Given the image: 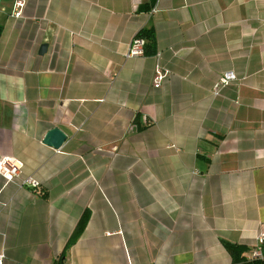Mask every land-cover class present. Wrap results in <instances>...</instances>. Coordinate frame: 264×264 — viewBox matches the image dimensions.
<instances>
[{
	"label": "crops",
	"instance_id": "obj_1",
	"mask_svg": "<svg viewBox=\"0 0 264 264\" xmlns=\"http://www.w3.org/2000/svg\"><path fill=\"white\" fill-rule=\"evenodd\" d=\"M13 1L0 0V157L38 186L0 177L1 264H231L225 243L246 260L264 223V0H24L19 19ZM140 30L153 54L126 58ZM51 128L57 150L41 142ZM131 147L151 164L110 180Z\"/></svg>",
	"mask_w": 264,
	"mask_h": 264
},
{
	"label": "built area",
	"instance_id": "obj_2",
	"mask_svg": "<svg viewBox=\"0 0 264 264\" xmlns=\"http://www.w3.org/2000/svg\"><path fill=\"white\" fill-rule=\"evenodd\" d=\"M24 7V0H14L10 9V17L13 19H19L21 17V10ZM154 8L151 9L153 13ZM145 40L138 38L135 35L132 37L128 44L126 58L142 57L144 51ZM158 56V55H157ZM165 78V72L157 63V60L153 67V76L151 79V87L153 89H158L161 86ZM235 75L232 71H226L222 73L217 79L216 84L213 88V96H217V90L221 87L228 85L229 83L235 81ZM21 176V165L20 163L10 156L0 157V177L6 182L17 181L19 188L28 187L35 189L38 185L31 177H20ZM264 247V223L258 225V233L255 237L254 243L246 256V260L251 261L255 259H262V248ZM3 258L2 252H0V264Z\"/></svg>",
	"mask_w": 264,
	"mask_h": 264
},
{
	"label": "trees",
	"instance_id": "obj_3",
	"mask_svg": "<svg viewBox=\"0 0 264 264\" xmlns=\"http://www.w3.org/2000/svg\"><path fill=\"white\" fill-rule=\"evenodd\" d=\"M2 32V28L0 26V35ZM138 38H142L145 40L144 45V51L143 55H150L153 54V37L152 32L150 30H140L135 35ZM89 218V211L87 209H84L81 213L74 229L72 230L70 236L68 237L62 252L60 253L59 259L56 263H59L61 259L66 255L67 250L76 242V240L80 237L82 231L84 230V227L88 221ZM223 248L227 252V254L230 257L231 264H264V258L262 259H255L251 261H246L242 257V251L243 249L239 246L225 243L223 244Z\"/></svg>",
	"mask_w": 264,
	"mask_h": 264
},
{
	"label": "rangeland",
	"instance_id": "obj_4",
	"mask_svg": "<svg viewBox=\"0 0 264 264\" xmlns=\"http://www.w3.org/2000/svg\"><path fill=\"white\" fill-rule=\"evenodd\" d=\"M9 11L10 9L6 8L5 13ZM119 159L124 167V170L117 171L116 169L110 168L108 171V175L111 178L110 180H115V181L117 180L120 182L124 181L126 183H130L134 181V176L135 174H137V171L139 169H142L143 167H147L151 164V162L144 156V154H142L138 149L133 147H131V152L126 151L125 149L122 153H120ZM146 181L148 182V184L149 182H151L149 179H147ZM125 195L127 196V194Z\"/></svg>",
	"mask_w": 264,
	"mask_h": 264
},
{
	"label": "water",
	"instance_id": "obj_5",
	"mask_svg": "<svg viewBox=\"0 0 264 264\" xmlns=\"http://www.w3.org/2000/svg\"><path fill=\"white\" fill-rule=\"evenodd\" d=\"M47 49V45L45 43L40 44L37 49V55L42 56ZM65 141V135L57 128L49 129L42 138V144L47 147H50L54 150H57L61 147V145Z\"/></svg>",
	"mask_w": 264,
	"mask_h": 264
}]
</instances>
